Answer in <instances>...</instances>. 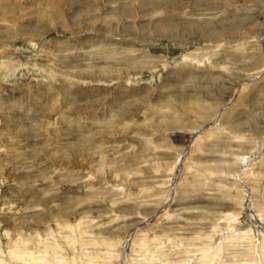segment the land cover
<instances>
[{
  "label": "rangeland",
  "instance_id": "rangeland-1",
  "mask_svg": "<svg viewBox=\"0 0 264 264\" xmlns=\"http://www.w3.org/2000/svg\"><path fill=\"white\" fill-rule=\"evenodd\" d=\"M250 263L264 0H0V264Z\"/></svg>",
  "mask_w": 264,
  "mask_h": 264
},
{
  "label": "bare ground",
  "instance_id": "bare-ground-1",
  "mask_svg": "<svg viewBox=\"0 0 264 264\" xmlns=\"http://www.w3.org/2000/svg\"><path fill=\"white\" fill-rule=\"evenodd\" d=\"M165 29V28H164ZM166 30H168V29H166ZM170 30V29H169ZM251 264V263H250Z\"/></svg>",
  "mask_w": 264,
  "mask_h": 264
}]
</instances>
